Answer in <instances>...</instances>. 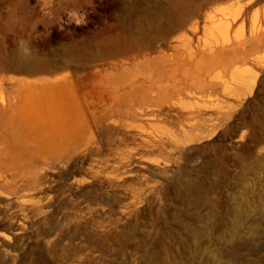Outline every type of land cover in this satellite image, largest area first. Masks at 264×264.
<instances>
[{"label": "rangeland", "instance_id": "obj_1", "mask_svg": "<svg viewBox=\"0 0 264 264\" xmlns=\"http://www.w3.org/2000/svg\"><path fill=\"white\" fill-rule=\"evenodd\" d=\"M4 102L0 264H264V0H0Z\"/></svg>", "mask_w": 264, "mask_h": 264}, {"label": "bare ground", "instance_id": "obj_2", "mask_svg": "<svg viewBox=\"0 0 264 264\" xmlns=\"http://www.w3.org/2000/svg\"><path fill=\"white\" fill-rule=\"evenodd\" d=\"M6 102H4V103H2L1 105H0V108L2 107L3 109H8V107H9V104H5Z\"/></svg>", "mask_w": 264, "mask_h": 264}]
</instances>
